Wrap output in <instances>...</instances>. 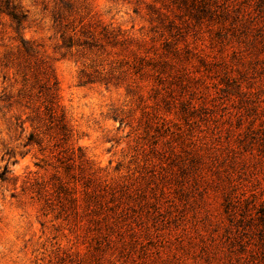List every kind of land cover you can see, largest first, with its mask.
I'll list each match as a JSON object with an SVG mask.
<instances>
[{"label": "rangeland", "instance_id": "rangeland-1", "mask_svg": "<svg viewBox=\"0 0 264 264\" xmlns=\"http://www.w3.org/2000/svg\"><path fill=\"white\" fill-rule=\"evenodd\" d=\"M45 1L0 0V175L5 177L0 179V264H264V47L253 51L234 41L212 57V30L186 23L182 8L169 0H72L85 22L152 40L155 46L163 36L180 46L186 40L209 54L202 63L194 56L189 59L196 90L188 88L183 94L195 108L183 122L174 97H162L166 104L163 90L152 97L151 79L127 73L118 86L80 84L79 69L91 53L62 46L42 8ZM11 4L27 11L19 26L6 14ZM160 12L164 23L176 29L157 24ZM44 64L57 82L70 142L81 146L102 179L137 175L149 159L143 150L148 135L160 144L161 135L168 133L162 127L146 130L147 137L143 133L142 112L156 107L155 102L173 134L172 143L179 146L183 141L192 155L201 154L189 192L174 197L169 208L160 199L156 222L146 221L157 229L153 233L150 228L152 235H141L140 242L132 244L134 257L114 253L120 243L117 235H92L84 219L76 223L66 217L55 200L45 203L30 185L51 177L59 164V155L50 153V147L23 146L30 127L28 122L24 130L19 127L25 115L41 105V87L32 84L31 75L23 86L19 71L25 65L31 70ZM136 93L143 94L142 101ZM174 93L177 97L179 92ZM115 116L122 118L121 125Z\"/></svg>", "mask_w": 264, "mask_h": 264}, {"label": "trees", "instance_id": "trees-1", "mask_svg": "<svg viewBox=\"0 0 264 264\" xmlns=\"http://www.w3.org/2000/svg\"><path fill=\"white\" fill-rule=\"evenodd\" d=\"M169 1L182 8L183 13L188 17L185 19L186 23L194 21L212 30L209 36L212 57H217L221 47L234 41L243 42L253 51L264 47V0ZM45 2L42 8L48 13L54 33L62 46L80 54L91 53L79 69L80 84L99 83L107 88L118 86L119 80H122L127 73L137 74L139 78L153 81L154 85L150 90L154 93L152 95L154 99L161 90L164 93H160L161 100L165 104L168 101L162 97H174L183 122H187L195 106L183 93L188 91V88L194 92L196 88L193 85L197 80L190 75L188 63L193 56L199 63L204 61V57L209 56L202 52V48L186 40L183 46H180L175 39H169L163 36V33L160 34L163 38L159 45L155 46L151 43L152 40L147 42L143 38L114 32L95 22L83 21L84 19L79 17L80 7H75L72 0ZM19 10L18 4H11V10L6 12L11 21L18 26L21 20L24 21L27 17L26 10L23 13ZM156 18L159 26L176 29L174 25L164 23L165 18L161 12L157 13ZM213 25L215 27L212 28ZM20 38L22 42L24 40L22 35ZM107 47L117 50L111 52L106 50ZM120 50L126 52V55L119 56ZM30 68L31 70L25 65L19 74L23 86L31 75L32 84L41 87V105L30 110L25 115L23 123L19 125L21 130H24V123L28 122L30 127L23 146L36 144L41 150L50 147V153L55 151L59 155L57 157L59 164L55 166V172L51 177L30 185L36 188L37 194L44 197L45 203L52 204L51 202L55 200L59 210L66 217L71 216L74 222L79 221V218L84 219L85 228L92 235H117L120 243L114 253L119 256L129 253L134 257L131 255L134 250L132 244L140 242L141 235H152L150 228L155 224L149 225L146 221L154 219L156 222V218L161 214L157 210L160 199L168 202L169 208L173 205L174 197L179 199L189 192L190 180L197 177L195 169L201 166V154L198 153L197 157L192 155L191 147L183 141L179 146L172 143L173 134L166 125V119L159 115L155 102L156 107L151 105L149 111L142 112L146 128L143 133L147 137L146 130L154 127H162L168 133L161 135L163 138L160 144L158 139L150 140L148 135L146 141L149 143H146L147 147H143V150L149 159H146L148 161L144 163L141 171H136L137 175L116 181L102 179L98 173L99 169L89 164L81 146L70 142L71 129L58 101L57 82L52 69L46 64L42 67L30 66ZM125 86L130 84L125 83ZM21 89H18V94L21 93ZM176 90L179 92L177 97L174 93ZM126 92L131 91L126 87ZM136 96L142 101V93H136ZM147 106L143 105V107ZM113 120H118L119 125L123 123L122 118L118 116L113 117ZM177 123L174 124L175 128ZM138 132L136 131L137 135L140 134ZM176 134L177 137L181 136L180 132ZM3 168L5 172L7 164ZM0 179H5L3 173ZM231 201L228 199V202ZM156 229L153 228V233ZM122 235H127L128 241L123 240ZM113 239L116 237L114 236Z\"/></svg>", "mask_w": 264, "mask_h": 264}]
</instances>
